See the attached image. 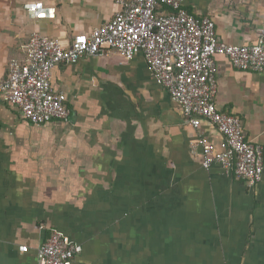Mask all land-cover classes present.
<instances>
[{
	"label": "crops",
	"instance_id": "obj_1",
	"mask_svg": "<svg viewBox=\"0 0 264 264\" xmlns=\"http://www.w3.org/2000/svg\"><path fill=\"white\" fill-rule=\"evenodd\" d=\"M180 1L211 18L221 41L251 46L264 31V0ZM116 10L114 0H0V80L32 33L67 45ZM215 63L217 107L262 148L254 190L202 166L193 144L205 137L220 150V133L194 128L142 55L56 66L50 81L67 97V122L35 126L0 100V264H37L53 231L82 247L73 264H264V72Z\"/></svg>",
	"mask_w": 264,
	"mask_h": 264
},
{
	"label": "built area",
	"instance_id": "obj_2",
	"mask_svg": "<svg viewBox=\"0 0 264 264\" xmlns=\"http://www.w3.org/2000/svg\"><path fill=\"white\" fill-rule=\"evenodd\" d=\"M114 4L117 10L110 22L74 36L67 45L32 33L24 46V61L8 63L7 76L0 80V100L35 126L67 122V97L50 81L56 66L109 52L128 61L142 55L155 83L169 93L189 123L199 128L207 122L220 133V150L205 137L193 144L202 148V166H219L254 190L263 174L262 148L246 139L237 116L217 107L215 57H225L238 71L264 72V31L255 45L238 46L219 40L214 21L188 13L180 0H114ZM19 250L28 252L27 247ZM81 252L79 244L53 231L36 251L37 264H73Z\"/></svg>",
	"mask_w": 264,
	"mask_h": 264
},
{
	"label": "rangeland",
	"instance_id": "obj_3",
	"mask_svg": "<svg viewBox=\"0 0 264 264\" xmlns=\"http://www.w3.org/2000/svg\"><path fill=\"white\" fill-rule=\"evenodd\" d=\"M218 247H221V246H218ZM191 253H192V255H194L193 252H191ZM221 253H222V252H221ZM204 257L206 258V254H204Z\"/></svg>",
	"mask_w": 264,
	"mask_h": 264
},
{
	"label": "trees",
	"instance_id": "obj_4",
	"mask_svg": "<svg viewBox=\"0 0 264 264\" xmlns=\"http://www.w3.org/2000/svg\"><path fill=\"white\" fill-rule=\"evenodd\" d=\"M20 61V60H19ZM24 61V59L22 58V60L20 61V62H23Z\"/></svg>",
	"mask_w": 264,
	"mask_h": 264
}]
</instances>
